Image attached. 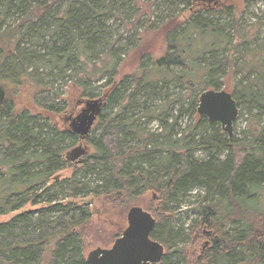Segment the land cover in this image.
Instances as JSON below:
<instances>
[{
  "label": "trees",
  "instance_id": "1",
  "mask_svg": "<svg viewBox=\"0 0 264 264\" xmlns=\"http://www.w3.org/2000/svg\"><path fill=\"white\" fill-rule=\"evenodd\" d=\"M122 1L0 0V84L28 85L37 106L0 104V217L11 215L0 222V264H87L90 204H116L121 216L147 193L158 204L150 238L164 246L160 264H190L187 237L207 231L212 244L195 264H264V22L243 20L260 0H147L160 13L152 23L140 20V0ZM116 13L135 20L125 23L133 34L112 42ZM58 82L67 97L54 92ZM94 82H103L101 96ZM223 89L245 113L241 138L197 115L200 95ZM69 93L106 96L85 139L95 153L77 167L61 154L78 137L47 122ZM143 95L161 103L147 109ZM183 117L191 123L181 128ZM194 190L197 219L175 227L174 210Z\"/></svg>",
  "mask_w": 264,
  "mask_h": 264
},
{
  "label": "rangeland",
  "instance_id": "2",
  "mask_svg": "<svg viewBox=\"0 0 264 264\" xmlns=\"http://www.w3.org/2000/svg\"><path fill=\"white\" fill-rule=\"evenodd\" d=\"M115 1V8H120L118 5H120V2H123L122 0H114ZM139 3L142 4L143 11L140 13V15L143 17L140 19L141 21L145 22L148 21L150 23L152 22H157L158 16L160 13H158V10H156V5L154 7L149 6L147 7L146 5H150L147 0H140ZM151 3H156V1H151ZM149 10H148V9ZM144 13V14H143ZM165 14H167L165 12ZM164 14V15H165ZM116 15L119 17L113 18L108 22V26L110 27V35H111V40L112 42H115L119 37H122L123 39L128 35V34H133V31L128 32V30L131 28L130 23L126 25L125 23L130 20V22H133L135 18L128 19V17H125L127 19H120V13H116ZM139 16V15H138ZM253 16H258L262 17V21L264 22V0H260L257 3L251 4L249 7L248 12L243 16L244 21H253L252 17ZM124 20V21H122ZM12 23V20L8 23L7 25L9 26H14L15 24H9ZM262 28V35L261 38L264 39V28ZM142 28L139 29L141 31ZM142 37V36H141ZM146 37V36H145ZM144 37V38H145ZM151 38L153 39L155 43V47L158 48V36L157 35H151ZM127 70L125 71H131L133 70L136 65V58L134 55L130 56L126 62H125ZM33 69V68H32ZM239 78L233 79V83H235ZM60 82L57 84L55 83L53 90L54 92L58 91L61 93V98L67 97L66 93V87L59 85ZM68 85H71V82H67ZM102 84L103 82L97 84V83H90L91 89H96L95 95L101 96L103 93L102 91ZM55 86H59L58 88H55ZM5 91H6V100L10 102V104L15 106L16 110H21V109H26L28 108L31 112H33L34 107L37 108L35 105L36 100L35 97H32V92L34 91L33 88H30L28 85H22L16 86L14 84H6L5 86ZM224 90V89H223ZM169 96H171V99H175L176 95H173V90L169 89ZM68 105L63 108V111L59 115H54L50 117V120H47L48 124L50 126H55L59 130H64L66 128H69V124L65 121L66 118H68L71 113H77L80 108L74 109L78 101V95L75 93H69L68 95ZM144 101L148 102L147 103V109H153L154 107L156 108L157 105L161 103V101H148V99H144V95L141 96L138 100L139 104H142ZM7 103V102H6ZM8 104V103H7ZM176 106L172 105L170 107V110H175ZM239 117L238 120L234 123L233 127V134L237 138H241L242 136L240 135V132L245 129L246 126V116L243 110L239 109ZM113 113H115V109L113 110ZM176 114H174L175 116ZM97 121V120H96ZM95 121V123H96ZM142 123H147L144 125L149 133H158L160 132V126L158 125L157 121H152V122H147V120L142 119ZM170 123V122H169ZM191 123V120L187 117H183L182 120L179 122V126L181 128L187 127ZM68 125V127H67ZM89 136V135H88ZM88 144V143H87ZM86 142L84 143L83 148L87 150V155L80 160L82 162L85 161V159L91 155H94L95 150ZM78 146V143H74L69 149H66L62 155V158H64L65 154L67 151H70L74 147L76 148ZM198 159H204L205 155L201 153L196 154ZM72 164V163H71ZM74 164V163H73ZM72 164V165H73ZM78 165V164H77ZM76 164H74L75 167H77ZM74 169L72 167L62 170L60 172L62 179L69 178L71 175L74 173ZM191 194V193H190ZM193 195L188 196L184 201L180 202V205L178 209L174 210L175 218H174V226H183L184 230L189 228L191 225L192 221L197 219V212L195 211V206L197 203L198 195L200 192L198 190H194L192 192ZM154 202L153 196L150 193L145 194L142 197V202L135 204L133 207H141L143 210L147 211V209L151 206L152 208L148 210V213L151 215L155 212V210H158V204ZM149 204V205H148ZM106 206L104 207L103 204L101 205L99 201L96 199L95 203L93 202L90 204V209L89 211L92 214V218L90 220V225L92 228V231L90 232L88 239H86L84 245V251L83 254L85 255V258L87 255L97 249L100 248L101 250L103 249H110L115 241V238L120 235V232H122L123 228L126 227V216L129 211V209L125 210L123 214L120 216L117 214L119 212L118 207L116 204H112L113 206L110 208V205L108 203L105 204ZM139 205V206H138ZM107 207H109L112 212L107 211ZM121 209V208H120ZM122 210V209H121ZM158 213V212H157ZM11 217V215L0 217V222H3L5 220H8ZM205 228H202V230ZM201 230V231H202ZM193 233H190L189 236L187 237V242L183 245V248H188L189 251H194L191 254L192 259H190V264H195V256L197 253L202 254L203 253V247L206 241H208L209 238L206 237L204 234H199L200 236L194 235ZM191 240L197 241L194 246H190ZM212 240L208 243V246H211ZM207 246V247H208Z\"/></svg>",
  "mask_w": 264,
  "mask_h": 264
},
{
  "label": "water",
  "instance_id": "3",
  "mask_svg": "<svg viewBox=\"0 0 264 264\" xmlns=\"http://www.w3.org/2000/svg\"><path fill=\"white\" fill-rule=\"evenodd\" d=\"M5 90L0 85V104L5 100ZM106 96L98 99H82L76 104L80 110L69 116V131L81 140L91 132L95 121L106 106ZM197 115L205 117L210 123H219L229 139L233 136V126L238 120L239 109L232 95L225 91L207 90L198 99ZM87 155L82 146L68 151L64 160L78 164ZM57 180V178H56ZM153 199L156 196L153 195ZM126 227L114 241L110 249L97 248L86 257L87 264H160L164 247L150 238L155 220L150 213L140 207H132L126 216ZM209 234V233H208Z\"/></svg>",
  "mask_w": 264,
  "mask_h": 264
},
{
  "label": "flooded vegetation",
  "instance_id": "4",
  "mask_svg": "<svg viewBox=\"0 0 264 264\" xmlns=\"http://www.w3.org/2000/svg\"><path fill=\"white\" fill-rule=\"evenodd\" d=\"M78 101H79V100H78ZM78 101H77V102H78ZM76 108H79V107L77 106V107H75L74 109H76ZM75 114H76V113H71V116H74ZM71 116H70V117H71ZM70 117H68V118H70ZM68 118H66L65 121L69 124V122H68V120H67ZM67 127H68V125H67ZM64 132H67V133H69L70 135H72V134L70 133V131H69V128L64 129V130H63V133H64ZM72 136H77V137H78V141H77L78 146L85 147V146H84V143H85V139L87 138V136L85 137L84 140H81V139L79 138L78 135H72ZM78 146H76V147H78ZM74 148H75V147H74ZM67 152H68V151H67ZM84 157H85V156H84ZM81 160H82V159H81ZM80 162H81V161H80ZM80 162H79V163H80ZM208 233H209V234H208ZM210 233H211L210 231H207V232L205 233L206 237L209 238V239H208V241L205 242L204 247L207 246V244L211 241V236H212V235H210ZM161 245H162V244H161ZM162 246H163V245H162ZM163 247H164V246H163ZM204 247H203V249H204ZM203 249H202V250H203ZM164 253H165V249H164ZM161 262H162V261H161Z\"/></svg>",
  "mask_w": 264,
  "mask_h": 264
}]
</instances>
